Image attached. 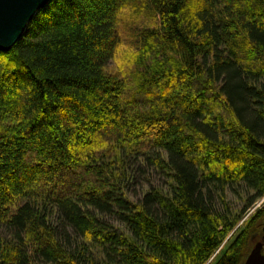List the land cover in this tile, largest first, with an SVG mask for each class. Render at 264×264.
Instances as JSON below:
<instances>
[{"label": "trees", "instance_id": "obj_1", "mask_svg": "<svg viewBox=\"0 0 264 264\" xmlns=\"http://www.w3.org/2000/svg\"><path fill=\"white\" fill-rule=\"evenodd\" d=\"M262 196L264 0H52L0 51V264H204Z\"/></svg>", "mask_w": 264, "mask_h": 264}, {"label": "water", "instance_id": "obj_2", "mask_svg": "<svg viewBox=\"0 0 264 264\" xmlns=\"http://www.w3.org/2000/svg\"><path fill=\"white\" fill-rule=\"evenodd\" d=\"M52 0H0V51H9L26 33L33 18ZM264 241L256 242L243 264H264Z\"/></svg>", "mask_w": 264, "mask_h": 264}, {"label": "rangeland", "instance_id": "obj_3", "mask_svg": "<svg viewBox=\"0 0 264 264\" xmlns=\"http://www.w3.org/2000/svg\"><path fill=\"white\" fill-rule=\"evenodd\" d=\"M138 171L136 172V174ZM148 181V182H145ZM148 185L152 188L165 189L166 188V177L164 174L159 172H154L152 170H148L146 174L139 173L136 175V180L134 182V186L132 187V194L135 198H139L141 195V188L145 185ZM236 193L228 191L223 199V204L219 203L218 206L220 209H229L232 211L234 215H238L241 209L247 203V195L240 191V187H236ZM264 207V196L257 199L251 206H249L246 212L236 221L233 229L228 233L227 237L223 240L220 247L209 257V259L204 264H214L221 253L229 246V244L233 241L236 235L244 229L248 220L253 216V214L259 209ZM262 223V221H260ZM6 230L4 227L0 226V234H5ZM262 236V237H261ZM264 241V232L263 234L256 233L253 236V240L251 245H254L258 241ZM264 250V244H263Z\"/></svg>", "mask_w": 264, "mask_h": 264}]
</instances>
